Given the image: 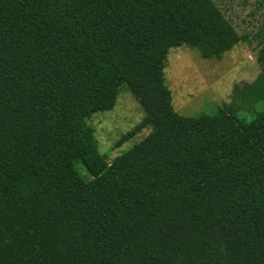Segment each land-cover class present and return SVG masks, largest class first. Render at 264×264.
<instances>
[{"label": "trees", "instance_id": "trees-1", "mask_svg": "<svg viewBox=\"0 0 264 264\" xmlns=\"http://www.w3.org/2000/svg\"><path fill=\"white\" fill-rule=\"evenodd\" d=\"M239 39L211 0H0V264H264V109L180 116L163 83ZM122 86L119 142L149 132L106 163L86 120Z\"/></svg>", "mask_w": 264, "mask_h": 264}, {"label": "rangeland", "instance_id": "rangeland-1", "mask_svg": "<svg viewBox=\"0 0 264 264\" xmlns=\"http://www.w3.org/2000/svg\"><path fill=\"white\" fill-rule=\"evenodd\" d=\"M211 1L240 39L219 60L202 59L187 46L169 49L163 63V83L169 90L174 112L180 116L210 117L227 109L233 117L247 123L264 109V87L261 82L252 85L264 78V58L260 53L264 46V0ZM142 118V107L122 86L111 110L94 113L86 120L106 163L148 134L149 129H142L119 142ZM71 170L78 179L87 178L80 163L74 162Z\"/></svg>", "mask_w": 264, "mask_h": 264}]
</instances>
